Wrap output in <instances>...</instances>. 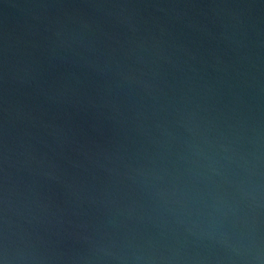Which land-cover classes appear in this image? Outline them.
<instances>
[{
  "label": "water",
  "instance_id": "95a60500",
  "mask_svg": "<svg viewBox=\"0 0 264 264\" xmlns=\"http://www.w3.org/2000/svg\"><path fill=\"white\" fill-rule=\"evenodd\" d=\"M0 264H264V0H0Z\"/></svg>",
  "mask_w": 264,
  "mask_h": 264
}]
</instances>
